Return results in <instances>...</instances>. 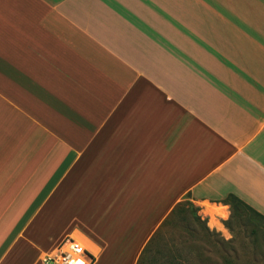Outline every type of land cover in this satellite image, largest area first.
Listing matches in <instances>:
<instances>
[{"label":"crops","instance_id":"1","mask_svg":"<svg viewBox=\"0 0 264 264\" xmlns=\"http://www.w3.org/2000/svg\"><path fill=\"white\" fill-rule=\"evenodd\" d=\"M186 221L264 237V0H0V264Z\"/></svg>","mask_w":264,"mask_h":264},{"label":"rangeland","instance_id":"2","mask_svg":"<svg viewBox=\"0 0 264 264\" xmlns=\"http://www.w3.org/2000/svg\"><path fill=\"white\" fill-rule=\"evenodd\" d=\"M189 218L193 219L191 215ZM199 226L197 222L186 221L177 227L160 229L152 247L155 249L153 258L161 263L172 252L181 264H264V237L258 238L259 243L254 239L255 245L249 238L251 245L248 247L241 246L243 239H238L240 246H235V243L231 246L215 237L207 239L204 233L203 238L198 237Z\"/></svg>","mask_w":264,"mask_h":264},{"label":"built area","instance_id":"3","mask_svg":"<svg viewBox=\"0 0 264 264\" xmlns=\"http://www.w3.org/2000/svg\"><path fill=\"white\" fill-rule=\"evenodd\" d=\"M94 262L95 256L82 240L73 234L66 235L54 252L42 260L43 264H94Z\"/></svg>","mask_w":264,"mask_h":264},{"label":"trees","instance_id":"4","mask_svg":"<svg viewBox=\"0 0 264 264\" xmlns=\"http://www.w3.org/2000/svg\"><path fill=\"white\" fill-rule=\"evenodd\" d=\"M190 207H192V205H190ZM179 210H181V206L180 207L178 206L176 208V212ZM197 220H200V219L197 218ZM165 225H167V221L164 223L163 226H165ZM158 235H159V231L154 235V237L150 240L148 245L145 247V249L143 250L137 264H153V263L155 264V262L160 263L159 260L156 261V259L153 258V254H152L155 250V249H152V247L154 246V243H155ZM256 239H257V243H259L258 238H256ZM160 264H181V262L172 252H170L169 257L163 258V260Z\"/></svg>","mask_w":264,"mask_h":264},{"label":"bare ground","instance_id":"5","mask_svg":"<svg viewBox=\"0 0 264 264\" xmlns=\"http://www.w3.org/2000/svg\"><path fill=\"white\" fill-rule=\"evenodd\" d=\"M214 224V223H213ZM220 225V224H219Z\"/></svg>","mask_w":264,"mask_h":264}]
</instances>
